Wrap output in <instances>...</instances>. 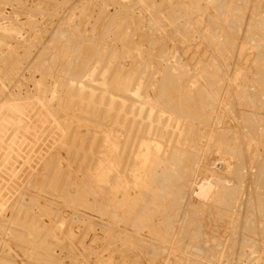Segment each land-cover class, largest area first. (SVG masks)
Returning <instances> with one entry per match:
<instances>
[{"label":"rangeland","instance_id":"rangeland-1","mask_svg":"<svg viewBox=\"0 0 264 264\" xmlns=\"http://www.w3.org/2000/svg\"><path fill=\"white\" fill-rule=\"evenodd\" d=\"M0 264H264V0H0Z\"/></svg>","mask_w":264,"mask_h":264},{"label":"bare ground","instance_id":"bare-ground-1","mask_svg":"<svg viewBox=\"0 0 264 264\" xmlns=\"http://www.w3.org/2000/svg\"><path fill=\"white\" fill-rule=\"evenodd\" d=\"M216 1V0H215ZM210 2V1H209ZM220 6V5H219ZM120 60V59H119ZM116 65V64H115ZM124 68V67H123ZM99 71V70H98ZM105 75V74H104ZM117 75V74H116ZM121 75V74H120ZM120 75H118L119 77H118V79H121L120 78ZM125 77V76H124ZM117 78V77H116ZM115 78V79H116ZM122 78H123V76H122ZM126 78V77H125ZM133 78V77H132ZM103 79V78H102ZM124 79V78H123ZM126 79H128V78H126ZM118 80L116 79V82H117ZM120 81V80H119ZM123 81V80H122ZM134 81V80H133ZM124 82V81H123ZM139 82V81H138ZM112 83V82H111ZM114 83V82H113ZM116 84V83H115ZM117 84H118V86L117 87H120V83H118L117 82ZM123 84V83H122ZM121 84V85H122ZM125 86V85H124ZM114 87V85L112 86V88ZM115 87H116V85H115ZM127 87V85L125 86V88ZM129 87V86H128ZM128 87H127V89H125V90H128ZM133 87V86H132ZM95 88V87H94ZM147 88V87H146ZM115 89V88H114ZM119 89H121V88H119ZM123 89H124V87H123ZM132 88H130V91L132 92V90H131ZM116 90V89H115ZM122 90V89H121ZM179 90V89H178ZM123 91V90H122ZM129 91V92H130ZM135 91V90H134ZM118 92H120V94H121V91H118ZM129 92H127V94L129 93ZM122 93H124V91L122 92ZM134 93H137L136 91L134 92ZM130 94V93H129ZM121 95H123L124 96V94H121ZM132 95V94H131ZM111 96V95H110ZM135 96V95H134ZM127 97V96H126ZM141 97V96H140ZM144 97H146V96H144ZM186 97V96H185ZM134 98V97H133ZM108 99V98H107ZM114 100H115V98H114ZM113 100V101H114ZM116 100H118V99H116ZM115 100V101H116ZM145 100V99H144ZM111 101V100H110ZM119 101V100H118ZM127 101V100H126ZM117 102V101H116ZM120 103V102H119ZM118 103V104H119ZM120 104H123V103H120ZM138 105V104H137ZM124 106V105H123ZM132 106V105H131ZM105 107V106H104ZM122 107V106H121ZM156 107V106H155ZM180 107V106H179ZM145 108V107H144ZM172 108V107H171ZM174 108V107H173ZM180 108H182V107H180ZM110 109V108H109ZM117 109V108H116ZM106 110H108V109H106ZM111 110V109H110ZM114 111H116V110H114ZM107 113H108V111H106ZM111 112V111H110ZM139 112V111H138ZM123 113H125V112H123ZM110 114V113H109ZM119 115V114H118ZM125 116V115H124ZM106 117V116H105ZM142 118V117H141ZM99 119V118H98ZM127 120H129V119H127ZM131 120V119H130ZM116 121V120H115ZM123 121V120H122ZM126 121V120H125ZM136 122V121H135ZM152 124V123H151ZM133 126V125H132ZM130 127V126H129ZM146 127V126H145ZM70 128V127H69ZM74 128V127H73ZM148 130V129H147ZM108 131V130H107ZM104 132H106V131H104ZM119 132V131H118ZM98 133V132H97ZM119 134V133H118ZM125 134V133H124ZM127 134V133H126ZM140 134V133H139ZM104 137V136H103ZM118 137V136H117ZM134 137V136H133ZM105 138H107V136L105 137ZM134 139V138H133ZM141 139V138H140ZM148 139V138H147ZM146 139V140H147ZM105 140V139H104ZM107 140V139H106ZM106 140H105V142H106ZM154 140V139H153ZM109 141V140H108ZM107 141V142H108ZM143 141V140H142ZM107 142L105 143L106 145V147H104V148H106L105 150H106V152H104L105 153V155H103L104 156V158L106 159V161H104L103 163L104 164H102L101 162V164H100V166H99V171L100 172H98L99 174V180L98 181H101V182H103V183H106V182H104V181H107V179H108V177L110 176V173L112 172V168L114 167V169H115V166H114V159H116L115 157L113 158L112 157V153L110 152V148L112 147H108L107 146ZM145 142V141H144ZM149 142V141H148ZM135 143V142H134ZM109 145H111L110 143H108ZM160 144V143H159ZM104 146V145H103ZM138 148V147H137ZM113 149H115L114 148V145H113ZM112 148H111V151L113 150ZM157 146H156V144L155 143H148V144H145V147H144V150L142 149V154L140 155V158L141 159H139V157H138V159L140 160L139 162H144L143 163V165H146V166H151L149 169H148V171L149 172H154V171H156V169H157V167H159V166H161V160H159V157L161 156V155H159V153L157 152ZM104 151V150H103ZM131 151V150H130ZM165 152V151H164ZM140 153H141V151H140ZM121 154V153H120ZM158 155H159V157H158ZM163 155V154H162ZM114 156V155H113ZM128 156H130V155H128ZM123 157V156H122ZM121 157V158H122ZM129 158V157H128ZM117 160V159H116ZM101 161H103V160H101ZM93 163V162H92ZM141 165V164H140ZM142 165V166H143ZM121 166V165H120ZM231 166V165H230ZM148 168V167H147ZM140 170V169H139ZM118 171V170H117ZM148 171H146V172H148ZM162 171V170H161ZM115 172H116V170H115ZM208 173V172H207ZM150 174V173H149ZM209 174V173H208ZM95 175H97V174H95ZM141 175V174H140ZM226 175V174H225ZM88 176H90V175H88ZM112 176V175H111ZM115 176V175H114ZM117 176V175H116ZM115 176V177H116ZM137 176V175H136ZM139 176V175H138ZM137 176V177H138ZM148 176V175H147ZM218 176H220V175H218ZM224 176V175H223ZM129 177V176H128ZM113 178V177H112ZM111 178V179H112ZM97 179V178H96ZM115 179H117V181H118V184L117 185H120V187H122L121 185V178H120V176H118L117 178H115ZM131 179V178H130ZM141 179V178H140ZM217 179H219V178H217ZM216 179V180H217ZM220 179H222V178H220ZM226 178H224L223 180H225ZM227 179H229V178H227ZM94 180V179H93ZM142 180V179H141ZM131 181V180H130ZM139 181V180H138ZM221 181V180H220ZM218 182V181H217ZM225 182H226V180H225ZM224 182V183H225ZM99 183V182H98ZM97 183V184H98ZM142 183V182H141ZM220 184V183H219ZM227 184H228V182H226V186H227ZM232 184V183H231ZM130 185V184H129ZM100 186V185H99ZM133 186V185H132ZM222 186V185H221ZM101 187V186H100ZM102 187H104L103 185H102ZM147 187V186H146ZM131 188H133V187H131ZM138 188V187H137ZM218 188V187H217ZM121 189V188H120ZM218 191V190H217ZM225 191V190H224ZM122 192V191H121ZM123 192H124V190H123ZM125 192H127V191H125ZM160 192H161V190H160ZM128 193V192H127ZM218 193H219V191H218ZM222 193V192H221ZM223 193H225V192H223ZM161 194V193H160ZM114 195V194H113ZM163 195H164V193H163ZM227 195V194H226ZM157 196H159V195H157ZM161 196V195H160ZM229 194L227 195V200H228V198H229ZM211 197H212V195H211ZM126 198H127V196H126ZM125 198V199H126ZM156 198V197H155ZM128 200H129V198H127ZM133 199L134 198H132V204L134 203L133 202ZM126 201V200H125ZM157 201V200H156ZM160 201V200H159ZM226 201V196L222 199V202L224 203ZM125 203H127V205H129L128 204V201L127 202H125ZM130 203V202H129ZM163 203V202H162ZM120 204V203H119ZM131 204V203H130ZM118 205V204H117ZM127 205H126V207H127ZM134 205V204H133ZM130 207H132V205H130ZM123 208V207H122ZM125 208V207H124ZM127 211V210H126ZM127 213V212H126ZM149 214V213H148ZM218 215V214H217ZM222 215V214H221ZM129 217V216H128ZM123 218V217H122ZM144 224H146V223H144ZM154 231V233H156L157 234V236L158 237H160V233L159 232H157L156 230H153ZM152 231V232H153ZM155 234V235H156Z\"/></svg>","mask_w":264,"mask_h":264}]
</instances>
